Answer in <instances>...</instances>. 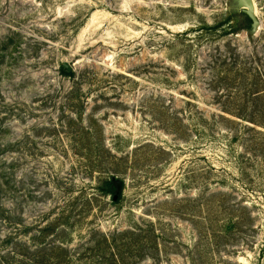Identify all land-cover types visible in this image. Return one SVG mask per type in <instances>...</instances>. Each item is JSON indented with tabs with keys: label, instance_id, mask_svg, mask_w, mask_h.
Returning a JSON list of instances; mask_svg holds the SVG:
<instances>
[{
	"label": "rangeland",
	"instance_id": "1",
	"mask_svg": "<svg viewBox=\"0 0 264 264\" xmlns=\"http://www.w3.org/2000/svg\"><path fill=\"white\" fill-rule=\"evenodd\" d=\"M254 3L0 0V264L134 229L127 264H264Z\"/></svg>",
	"mask_w": 264,
	"mask_h": 264
},
{
	"label": "trees",
	"instance_id": "2",
	"mask_svg": "<svg viewBox=\"0 0 264 264\" xmlns=\"http://www.w3.org/2000/svg\"><path fill=\"white\" fill-rule=\"evenodd\" d=\"M248 20L251 22L249 18ZM62 71L66 73L64 67H62ZM103 184L104 186L100 190L107 194H113L117 190V185H124V182L117 180V178L108 177ZM125 234L138 235L135 229L124 232L99 233V237L85 249V253L78 254L79 264H127L121 254L122 244L120 236ZM55 248L59 250L58 264H76L66 254V252L70 251L69 247L59 243ZM89 260L92 262L89 263Z\"/></svg>",
	"mask_w": 264,
	"mask_h": 264
},
{
	"label": "water",
	"instance_id": "3",
	"mask_svg": "<svg viewBox=\"0 0 264 264\" xmlns=\"http://www.w3.org/2000/svg\"><path fill=\"white\" fill-rule=\"evenodd\" d=\"M231 8L235 12H242L247 18L250 19V28L249 33L255 34L260 27L262 26V22L259 19L257 13L255 12V3L254 0H231ZM64 67L70 72L72 68L69 64L65 63ZM121 194V184L114 195V200H117L119 195Z\"/></svg>",
	"mask_w": 264,
	"mask_h": 264
},
{
	"label": "bare ground",
	"instance_id": "4",
	"mask_svg": "<svg viewBox=\"0 0 264 264\" xmlns=\"http://www.w3.org/2000/svg\"><path fill=\"white\" fill-rule=\"evenodd\" d=\"M256 12V11H255ZM257 13V12H256ZM258 15V14H257Z\"/></svg>",
	"mask_w": 264,
	"mask_h": 264
}]
</instances>
